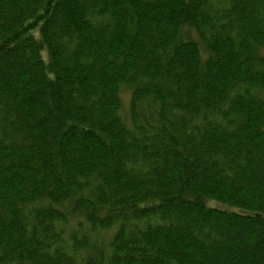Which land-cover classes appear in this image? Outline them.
I'll return each mask as SVG.
<instances>
[{"label": "trees", "instance_id": "16d2710c", "mask_svg": "<svg viewBox=\"0 0 264 264\" xmlns=\"http://www.w3.org/2000/svg\"><path fill=\"white\" fill-rule=\"evenodd\" d=\"M0 264H264V0H0Z\"/></svg>", "mask_w": 264, "mask_h": 264}, {"label": "rangeland", "instance_id": "374dc122", "mask_svg": "<svg viewBox=\"0 0 264 264\" xmlns=\"http://www.w3.org/2000/svg\"><path fill=\"white\" fill-rule=\"evenodd\" d=\"M43 54V57L45 58L46 57V54H44V53H42ZM123 95H122V98H123V105H125V107H124V109L126 108V104L128 103V94H126L125 92H123L122 93ZM216 206V207H218V208H220V209H223V208H225L224 207V205H221L220 203H218V202H212V204H211V206Z\"/></svg>", "mask_w": 264, "mask_h": 264}]
</instances>
